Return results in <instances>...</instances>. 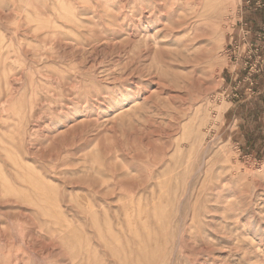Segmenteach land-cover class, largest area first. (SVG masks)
I'll use <instances>...</instances> for the list:
<instances>
[{
    "label": "rangeland",
    "instance_id": "374dc122",
    "mask_svg": "<svg viewBox=\"0 0 264 264\" xmlns=\"http://www.w3.org/2000/svg\"><path fill=\"white\" fill-rule=\"evenodd\" d=\"M0 264H264V0H0Z\"/></svg>",
    "mask_w": 264,
    "mask_h": 264
},
{
    "label": "bare ground",
    "instance_id": "6f19581e",
    "mask_svg": "<svg viewBox=\"0 0 264 264\" xmlns=\"http://www.w3.org/2000/svg\"><path fill=\"white\" fill-rule=\"evenodd\" d=\"M199 3V2H198ZM198 3H196V6L198 5ZM203 3V2H202ZM200 4V3H199ZM209 5V3H204L203 4V8L204 9H207V6ZM202 6V5H201ZM214 8V7H213ZM212 9V8H211ZM196 14V13H195ZM183 20H185V19H183ZM185 24V23H184Z\"/></svg>",
    "mask_w": 264,
    "mask_h": 264
}]
</instances>
